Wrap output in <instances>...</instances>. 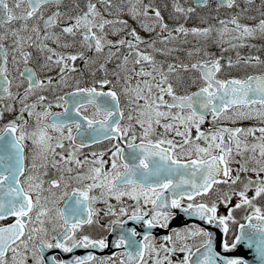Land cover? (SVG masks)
<instances>
[{
	"label": "snow or ice",
	"instance_id": "obj_1",
	"mask_svg": "<svg viewBox=\"0 0 264 264\" xmlns=\"http://www.w3.org/2000/svg\"><path fill=\"white\" fill-rule=\"evenodd\" d=\"M196 7L173 0L172 18ZM217 20L170 28L151 0H0V119L15 113L0 125V264H174L177 253L178 264H264V72L222 79L223 55L210 51L256 48L264 18ZM235 63L264 60L237 52ZM110 246L119 258L95 254Z\"/></svg>",
	"mask_w": 264,
	"mask_h": 264
},
{
	"label": "flooded vegetation",
	"instance_id": "obj_2",
	"mask_svg": "<svg viewBox=\"0 0 264 264\" xmlns=\"http://www.w3.org/2000/svg\"><path fill=\"white\" fill-rule=\"evenodd\" d=\"M149 0H145V3H148ZM180 2L184 5V7H196L195 4V0H180ZM217 2L218 0H209V3L206 7H196V11L194 13H192L191 17L185 22L183 19H181L180 21H176L172 18L173 16V12H172V8H173V0H151V3L159 8L161 15L164 17V20L166 23H168L169 27H175L177 23H183L185 25V27L188 28H192V27H206L207 24H213V25H217L218 26V20L219 19H227L230 18L232 15L236 14V13H242V9H244L246 7L245 4V0H237V6H234L231 9L228 8H220L217 11ZM75 3V0H65V4L68 6H72ZM114 3H119V0H114ZM101 8V10H103V6L100 5L99 6ZM114 11V10H113ZM109 19H114L115 16H111V17H107ZM202 18L204 20H207V24L202 22ZM123 19L128 20V23L133 27L136 28L137 32L144 37L145 39L149 38V33L144 32L140 25L136 22L133 21L130 17L128 16H124ZM250 20H256V18H243L241 16V22L245 23L247 21ZM120 35H124V33H121ZM152 37L156 36V33H152L151 34ZM110 39L116 40L119 37L118 36H109ZM189 40H192L193 38L191 36L188 37ZM250 43L255 44L256 48H240L237 50H232V51H227V52H223L221 53V50L216 47V46H212L210 51L213 52L216 56H220L223 55V59L221 61L222 64L225 65L224 69L222 70V72L219 74L220 78L222 79H228V78H244L247 75H259L262 72H264V65H255V64H242V63H235V66L228 68L227 67V61L229 58H231L234 62H236L237 60V52L239 53V55L241 57H249V56H259L262 60H264V38H260V39H256V40H252L250 41ZM162 45L160 43H157V47H161ZM178 47H183L184 49L190 48L191 44H185V45H177ZM87 55H92V53H87ZM179 57L180 59H185L186 60V56L184 54V52L179 53ZM158 59H164L163 57H157ZM113 63H115V61H113ZM77 65L81 68L84 67V62L83 61H77ZM112 64H109V69L112 68ZM10 70L12 71V74L14 76L18 75V73H16L15 69L10 65ZM20 70H23V64H21L20 66ZM30 67H33L37 70L40 78L42 79H46L47 76H56V72L55 71H51L49 72L47 69H43L40 68L39 66H37L35 63L31 64ZM102 75V73H98L97 74V78H99ZM86 80H90L91 76L90 73H87L86 70V76H85ZM23 89H21L22 91ZM71 89H60L59 93L57 94H62L64 91H69ZM191 91H195L196 88L193 86L191 89ZM46 95H49V97L51 98V94L49 93H45ZM53 111H61V109H56L54 108ZM15 118V113H9V112H5L3 119H0V125L7 123L9 120L14 119ZM258 123L257 121H242L239 124H237L236 126H241V127H247V126H251L253 124ZM210 123L206 122L205 125L203 126L204 128H208L210 127ZM111 143H113L112 141H103L101 143L98 144H93L88 148H85L83 151L85 153H90L92 151H97V152H101V151H106L110 146ZM105 159H108V156L104 157ZM113 203H115V201H113ZM97 207L103 208L104 206L102 204L97 205ZM244 213L243 211L237 210L235 213L236 218L241 222V223H245V221L242 219ZM109 221L108 217H105L101 223L104 225H107ZM3 223L7 224V223H11V220L8 221H4ZM199 223V222H197ZM133 222L129 221L127 227H133ZM180 226V222L176 221L173 224V227H178ZM203 227H207L206 225H201ZM236 228H238V225L233 226V231L236 230ZM87 231L92 234V235H99V234H104L108 236V240L109 242L114 240V235L112 233H107V232H103L102 229L98 228V227H92L87 229ZM116 232H119V228L116 227L115 228ZM218 231V230H215ZM154 234L156 235L157 239L159 240L160 237H162L163 235L166 234V230L164 229H156ZM189 244H197L199 243V238L196 239H192L188 241ZM217 250H219V248L217 247ZM121 250L120 249H116L115 247H109L108 249L104 250L103 252H96L95 254L102 256L103 258L107 259L108 257L112 256V257H117L119 258V254H120ZM81 254H86L83 251H79L77 252V255H81ZM239 255H243L246 259L252 260L253 257L251 255L250 252L247 251H241V253H238ZM70 255V254H69ZM183 253H177L176 256L173 257V261L174 264H178L179 260L183 258Z\"/></svg>",
	"mask_w": 264,
	"mask_h": 264
},
{
	"label": "rangeland",
	"instance_id": "obj_3",
	"mask_svg": "<svg viewBox=\"0 0 264 264\" xmlns=\"http://www.w3.org/2000/svg\"><path fill=\"white\" fill-rule=\"evenodd\" d=\"M258 5H251L247 6V10H251L256 13L259 17H261V13L264 12V0H258ZM244 15V12H243ZM259 21H253V23H258Z\"/></svg>",
	"mask_w": 264,
	"mask_h": 264
}]
</instances>
